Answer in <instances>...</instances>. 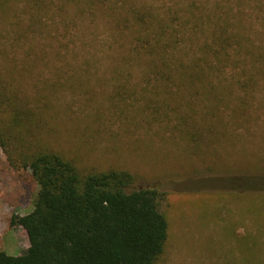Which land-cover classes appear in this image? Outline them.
Instances as JSON below:
<instances>
[{"label": "rangeland", "instance_id": "1", "mask_svg": "<svg viewBox=\"0 0 264 264\" xmlns=\"http://www.w3.org/2000/svg\"><path fill=\"white\" fill-rule=\"evenodd\" d=\"M148 1L163 13L181 4ZM87 6L67 5L64 14L61 0H0L1 95L9 96L0 115L24 113L28 152H59L84 173L127 170L139 185L171 193L162 205L169 239L157 264H264V200H237L246 189L240 173L264 172V79L234 89L227 113L207 117V102L168 98L145 78L148 66L130 57L131 39L114 25L110 5L96 16ZM46 7L52 12H41ZM261 7L246 4L264 42ZM237 107L245 113L230 115ZM37 191L31 172L14 170L0 146V251L20 256L28 248L12 221L32 211ZM248 235L253 260L238 240Z\"/></svg>", "mask_w": 264, "mask_h": 264}, {"label": "trees", "instance_id": "2", "mask_svg": "<svg viewBox=\"0 0 264 264\" xmlns=\"http://www.w3.org/2000/svg\"><path fill=\"white\" fill-rule=\"evenodd\" d=\"M46 1L51 6L53 0ZM61 1L64 14L70 4L87 3L92 16L98 7L110 5L114 25L131 39L130 57L148 66L145 78L165 89L168 98L207 102L212 106L207 117L227 113L234 89L249 90L264 79V42L246 8L254 2L263 7L264 0H207L200 6V0H180L164 13L148 0ZM230 68L237 74H228ZM183 91L185 95L179 94ZM1 92L0 80V99L9 98ZM2 106L0 102V114ZM228 112L237 117L245 113L239 107ZM23 122L24 113L10 119L0 115V146L14 170L31 172L38 191L32 211L12 221L26 232L28 248L20 256L0 251V264H157L169 239L162 205L171 193L139 185L127 170L84 173L59 152H28L32 150L21 136ZM238 179L246 182V189L237 190L238 201L264 200V184L259 183L264 172L240 173ZM238 240L246 258L253 260L245 250L253 244L251 235Z\"/></svg>", "mask_w": 264, "mask_h": 264}]
</instances>
